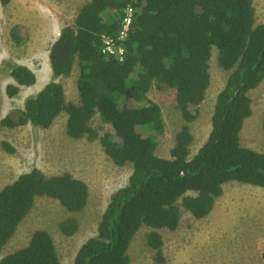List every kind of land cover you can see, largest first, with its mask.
<instances>
[{"label":"trees","instance_id":"16d2710c","mask_svg":"<svg viewBox=\"0 0 264 264\" xmlns=\"http://www.w3.org/2000/svg\"><path fill=\"white\" fill-rule=\"evenodd\" d=\"M11 1L0 4L5 7ZM255 1L91 0L61 29L49 50L52 81L28 97L22 110L1 119L0 129H49L65 113L70 139L98 141L115 166L131 165L127 185L111 195L97 235L80 247L73 264H131L129 249L142 226L152 230L147 244L156 251L155 261L163 264L164 243L157 231H176L181 208L202 220L231 182L264 190V154L241 143L244 124L253 115L249 94L264 81V23L256 25ZM128 6L134 13L119 62L102 53L101 38L118 37ZM213 48L219 66L230 74L216 97L208 139L191 157L190 124L197 121L210 87ZM75 64L79 102L71 103L56 80L70 77ZM9 76L13 84L5 87L8 98L36 84L26 66L10 65ZM153 84L176 92V109L185 122L169 159L156 155L165 123L161 108L148 96ZM96 116L111 132L101 134L102 128L92 126ZM262 129L264 134V121ZM3 146L15 153L8 144ZM41 197L81 213L88 205L89 188L69 173L46 176L38 169L5 186L0 191V264H64L44 230L34 232L25 248L1 258ZM78 229L72 218L59 224L66 237Z\"/></svg>","mask_w":264,"mask_h":264},{"label":"rangeland","instance_id":"374dc122","mask_svg":"<svg viewBox=\"0 0 264 264\" xmlns=\"http://www.w3.org/2000/svg\"><path fill=\"white\" fill-rule=\"evenodd\" d=\"M91 0H12L7 6L0 4V120L15 110H22L28 97L34 96L53 75L41 78L45 66L50 64V40L42 38L44 17L52 15L51 9L65 16L72 24L81 8ZM256 25L264 23V0L254 3ZM217 49H212L210 60V87L200 107L196 122L190 124L194 136L191 157L207 141L211 131V116L215 100L223 90L229 72L224 71L217 60ZM28 66L42 82L38 86L20 88L15 98H8L5 87L13 84L9 76L10 65ZM40 72V73H39ZM79 67L74 65L68 78H58L65 90L67 102L78 103L76 81ZM47 83V84H48ZM45 84V85H47ZM36 85V84H35ZM175 91L153 84L149 98L161 108L165 131L159 139L156 155L169 159L175 145V135L185 125L176 109ZM253 115L246 120L241 133L244 147L264 154V81L250 94ZM67 115L62 113L49 129L22 128L0 129V191L13 183L20 175L40 170L46 176L69 173L85 182L89 188V201L81 213H71L58 201L46 197L37 198L29 215L18 227L14 238L4 248L2 257L25 248L34 232L44 230L54 240L62 263L73 264L80 247L97 235L98 224L118 189L127 185L132 173L131 165L117 167L104 153L98 141L72 140L66 134ZM100 133L111 132L96 116L92 122ZM3 143L15 149L8 152ZM75 219L78 232L72 237L61 234L59 224ZM147 226L137 232L129 249L131 264H158L156 251L147 244ZM163 239V264H264V190L251 185L231 182L224 186V195L217 200L214 210L205 219H195L181 208V223L172 232L157 231Z\"/></svg>","mask_w":264,"mask_h":264},{"label":"built area","instance_id":"2783aa9c","mask_svg":"<svg viewBox=\"0 0 264 264\" xmlns=\"http://www.w3.org/2000/svg\"><path fill=\"white\" fill-rule=\"evenodd\" d=\"M134 10L132 6H128L124 11V16L121 21V28L118 37L102 36V53L108 56L115 57L119 62L124 58L123 42L127 37L132 24V16Z\"/></svg>","mask_w":264,"mask_h":264},{"label":"crops","instance_id":"0c3cea01","mask_svg":"<svg viewBox=\"0 0 264 264\" xmlns=\"http://www.w3.org/2000/svg\"><path fill=\"white\" fill-rule=\"evenodd\" d=\"M51 11H52V13H51L52 15L44 17V19H43V21H45V30H44V32L42 34V38L45 39L46 42L49 41V40L51 41L50 45L53 44L58 39L61 29L65 26L64 24L67 23L66 20H65V16H60V14H57L55 11H53V9H51ZM71 23H73V22H71ZM29 69H31V68H29ZM44 71H45V73H43ZM42 73L40 74V76L44 80H46L47 78L49 79L50 76L53 75L50 64L48 66L44 67ZM38 81H39V84H40L39 78L36 79V84H38ZM47 83L48 82L44 83L43 86L36 91L35 95ZM34 86H36V85H34Z\"/></svg>","mask_w":264,"mask_h":264},{"label":"bare ground","instance_id":"6f19581e","mask_svg":"<svg viewBox=\"0 0 264 264\" xmlns=\"http://www.w3.org/2000/svg\"><path fill=\"white\" fill-rule=\"evenodd\" d=\"M46 67V66H45ZM47 69V68H46ZM32 70V69H31ZM33 72V71H32ZM40 73V72H39ZM43 73H45V71L43 72ZM42 73V74H43ZM45 76V75H44ZM40 82H42L41 80H40ZM39 85V81H38V84H36V86H38Z\"/></svg>","mask_w":264,"mask_h":264}]
</instances>
